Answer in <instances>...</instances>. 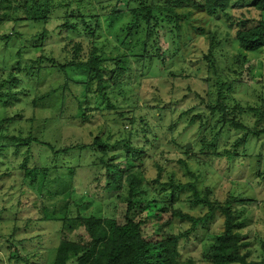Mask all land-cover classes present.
<instances>
[{
    "label": "rangeland",
    "instance_id": "1",
    "mask_svg": "<svg viewBox=\"0 0 264 264\" xmlns=\"http://www.w3.org/2000/svg\"><path fill=\"white\" fill-rule=\"evenodd\" d=\"M26 1L31 3L0 0V84L6 82L0 88V264H53L63 232L59 210L64 201L71 200L70 210L76 215L121 216L115 210L120 202L116 198L117 185L104 190L108 181L105 170L93 166L96 153L73 150L55 156L44 144H50L56 152L64 151L91 144L102 134L104 140L110 137L108 143L113 144L123 124L132 126L135 118L147 121L145 126H134L138 130L135 146L145 150L137 162L141 182L136 193L168 200L169 195L162 192L164 185L169 194L171 184H195L201 197L212 203L223 205L234 200L231 208L239 215L240 232L245 237L241 252L249 262L261 261L264 135L254 133L264 128V119L259 120L257 113L264 101V48L242 51L235 35L241 26H256L264 13L254 9L248 0L212 17L190 8L183 10L191 11V15L181 22L179 32L172 34V27L162 23L156 44H148L150 55L156 57L158 51L165 55L164 63L156 60L148 68L147 64L142 67L141 58H130L132 72L122 79L129 88L121 95H116L115 89L111 99L130 111L127 121L113 122L111 111L98 110L80 122L79 105L82 109L95 108L83 88L76 93L70 86L65 90L66 79L59 73L46 75L41 84L36 78L31 82L26 72L39 57L45 67L51 66L47 59L62 65L77 56L87 60L93 40L90 29L96 28L98 20L103 33L123 40L122 29L132 19L134 5L127 0H49L57 11L54 17L64 12L62 6L67 3V10H76L74 15L81 11L90 17L86 23L75 21L79 17L70 18L79 23V31L72 34L60 27L64 23L61 18L53 17L47 23L24 20ZM11 2L14 4L10 7ZM115 9L125 17L118 19ZM44 32L46 38L42 36ZM94 36L98 44L104 40L98 31ZM143 39L140 32L138 40ZM75 45H80L81 52L75 51ZM140 48L138 44V51ZM127 52L137 54L134 47ZM97 84L95 80L94 91ZM54 89L59 91L54 93ZM34 99H38L36 105ZM97 103L103 110L101 101ZM145 113H149L147 117ZM8 137H34L40 143H17ZM187 145L189 153L184 150ZM26 158L29 162L25 164ZM111 158L122 168L123 151L110 152L107 159ZM126 185L121 191L124 198ZM176 199L178 207L193 217H202L208 211L203 206L190 205L194 199L190 187L177 192ZM87 203L90 205L86 207ZM170 227L179 233L190 229L191 224L172 221ZM222 228L223 217L218 215L187 242H181L179 264H212L205 253ZM154 230L155 225L148 222L145 235L151 238ZM65 233L72 241L83 236L78 230ZM69 264H77L76 259Z\"/></svg>",
    "mask_w": 264,
    "mask_h": 264
},
{
    "label": "trees",
    "instance_id": "2",
    "mask_svg": "<svg viewBox=\"0 0 264 264\" xmlns=\"http://www.w3.org/2000/svg\"><path fill=\"white\" fill-rule=\"evenodd\" d=\"M39 1L31 0L30 4L28 1L24 2L23 6L27 12L24 20L31 22L45 21L47 23L54 17L53 13L55 15L57 12H55L54 5L50 4L49 0H44V4H41ZM248 1L254 9L264 13V0ZM241 2L243 0L239 2L235 0H164V2L159 0H127L129 5L133 4L134 6L130 11L132 19L122 29V33L125 34L123 40H120L118 37L115 39L111 38L106 35L108 32L106 34L103 33V27L98 20L96 21V28L90 29V36H92L93 40L90 41L92 47L87 60H82L77 56L65 65H62L54 61V59H47L51 66L45 67L43 65L45 61L42 57H39L32 61L31 66H29L26 72L27 77L31 82H34L35 78L39 79L41 84L46 75L52 77L59 73L66 79L63 86L65 90L70 86L73 92L76 93L79 88H83L88 94V100H90V103H88L93 105L92 101H94L95 108L82 109L78 104L80 122L90 119L93 114L89 113L98 110H100V113L111 111L114 114L113 122L119 123V120L127 121L126 117L130 111H125L127 110L125 107L112 103V96H115V89H118V94L116 95H121L127 92L129 88L122 79L132 72L129 64L130 58L132 60L133 58H141L140 63H142V67L147 64L148 68L156 60L162 63L165 62V55L161 54V51H158L156 57L150 55L148 52L150 49L148 44L150 42L156 44V36L158 35L160 25L163 23L165 26L172 27L170 32L175 35L181 30V22L183 23L191 15V11L185 13L183 10L190 8L204 12L209 17H212L218 11H226L231 5L236 6ZM3 3L5 2L3 1ZM11 4H14V2L8 4V6L11 7ZM69 6V3L62 6L64 12H61L59 16L54 18H61L64 23L60 27H64L67 32L75 34V32L79 31V23L77 22L84 20L83 22L86 23L87 21L85 20L90 17L87 13L85 14L81 11H77V14L74 15L76 10H67ZM79 9L77 8V10ZM113 12L116 13L118 19L125 17L124 13H118L116 9ZM77 17L81 19H75L77 22L69 21L70 18ZM96 31L100 32L104 37V40L100 44L94 41V33ZM140 32H143L145 37L141 41L138 40ZM42 36L46 38L47 33L44 32ZM133 37L136 38L134 39ZM235 39L239 48L245 52H257L264 48V19L259 20L257 25L251 28L241 26L236 32ZM138 44L141 47L139 51ZM129 47H134L137 53L135 56L128 54L127 49ZM73 48L77 53L81 52L80 45H75ZM136 62L138 63V60ZM95 80H97L98 84L97 89L94 91ZM83 81H86L85 87H82V84L85 83ZM5 84L6 82H2L0 88L4 87ZM111 87L113 89L110 90ZM53 91L56 93L59 89H54ZM42 99L40 98L39 101H42ZM97 100L101 101V105L103 104V110L97 106ZM33 102L36 105L38 99H34ZM139 110L140 107L138 106V114H140ZM221 110L223 109L221 108ZM257 113L259 120L264 119V101L261 108L257 110ZM147 114L149 113H145L146 117L148 116ZM137 123H142L145 126L147 121H144L142 118H139L137 121L135 118L132 126L123 124V128L118 135L119 137L113 144L108 143L111 140L110 137H106L107 139L105 140L102 138L104 134L95 137L91 144L77 145L73 148L69 147L64 151L56 152L53 146L48 143L44 144L55 156L73 150H91V152L96 153L97 159L93 163V166L102 167L106 172L108 181L106 186H104V190L106 191L112 185H117L118 195L116 198L120 201L118 202V207L114 206L116 215L120 214V217H99L97 215L86 217L80 214L76 215V213H72L70 210L71 200L67 203L64 201L59 210L63 216L61 218L63 232L60 236V243L56 248L53 264H69V261L72 259H76L77 264H179L181 242H187L200 227H207L209 223L216 220L218 215L223 217V228L218 236L213 239L212 243L208 245L205 257L212 264H264V241L261 243L262 255L259 262H249L247 256L241 252L245 237L240 232L241 223L239 215L231 208L234 200L229 199L223 205L212 203L207 197H201L195 184L185 186L171 184L169 188L171 193L169 194L166 192V185H164L162 192L166 196L169 195L168 200H161L162 198L150 199L147 196L136 193L141 182L140 166L137 162L142 160V156L145 153L143 148L135 146V139L138 138V130L135 128ZM236 127L242 128V125H236ZM143 130L145 131L144 128ZM254 134L256 136L264 135V128L260 133L255 132ZM8 139L17 143L25 142L32 144L33 142H39L34 137H29L25 140L16 137H8ZM184 150H186V153H189L186 146ZM118 151H123L125 158L122 168L118 167L113 158L107 159V155L110 152ZM28 162L29 158H26L25 164ZM45 170L49 171V169ZM72 175L74 176V171ZM118 176L120 177L118 178ZM124 185L127 187L125 198L121 192ZM187 187H190L194 197L190 205L192 207L203 206L208 209L204 216L193 217L190 214L184 213L178 207L177 203L179 202L176 199V194ZM89 205L90 203H87L86 207ZM109 205L113 206L114 204L109 203ZM172 221H177L181 224L190 223L191 227L187 231L175 233L173 227L168 228L171 226ZM148 222L155 225L154 235L151 238L145 235V227ZM165 228H167L166 231L164 230ZM65 230L69 232L78 230L80 235L83 236L76 241H72L67 237L66 233L64 234Z\"/></svg>",
    "mask_w": 264,
    "mask_h": 264
},
{
    "label": "water",
    "instance_id": "3",
    "mask_svg": "<svg viewBox=\"0 0 264 264\" xmlns=\"http://www.w3.org/2000/svg\"><path fill=\"white\" fill-rule=\"evenodd\" d=\"M186 147H187V149H189L190 148V145H187Z\"/></svg>",
    "mask_w": 264,
    "mask_h": 264
}]
</instances>
